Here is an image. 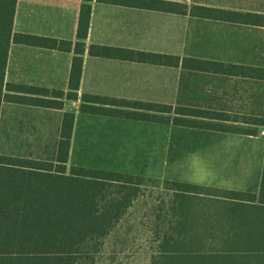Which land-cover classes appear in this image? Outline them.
Returning <instances> with one entry per match:
<instances>
[{"label":"trees","instance_id":"obj_1","mask_svg":"<svg viewBox=\"0 0 264 264\" xmlns=\"http://www.w3.org/2000/svg\"><path fill=\"white\" fill-rule=\"evenodd\" d=\"M77 38L86 36L92 0H82ZM106 5L146 9L264 27V15L240 13L166 0H95ZM16 0H0V107L3 102L61 108L38 89L5 82L11 42L69 50L68 42L13 33ZM69 87L77 89L83 44H74ZM89 54L149 65L223 73L264 81V69L90 46ZM67 99H75L69 93ZM80 111L183 128L250 135L255 129L223 123L221 112L180 106L80 96ZM264 126V118L250 120ZM73 114L64 113L52 162L0 154V264H90L102 239L129 205L138 183L131 175L75 168L66 174ZM170 228L158 240L150 264H264V154L257 193L173 182ZM116 186L120 200L106 199ZM111 194V193H110ZM113 195V194H112ZM205 201V204L202 202Z\"/></svg>","mask_w":264,"mask_h":264},{"label":"crops","instance_id":"obj_2","mask_svg":"<svg viewBox=\"0 0 264 264\" xmlns=\"http://www.w3.org/2000/svg\"><path fill=\"white\" fill-rule=\"evenodd\" d=\"M166 1L184 3L188 7L198 5L264 15V0ZM82 4V0H16L13 33L68 42L70 49L63 51L19 42L10 43L5 67V82L38 89L39 93L47 95L48 99L60 102L61 108L3 102L0 107L1 136L11 132L10 136H13L15 141L44 143L48 142L50 139L47 137L52 135L58 142L62 116L64 113H71L73 114L72 138L77 117L80 115L101 116L80 111L82 94L116 100H125L126 95L160 94L164 91L160 89L165 87L164 74L167 69L178 70L179 86H182L184 79L189 76L219 80L214 82L213 90L205 93L206 101L201 102V105L192 102L160 103L146 98L131 101L221 112L227 116L223 122L225 124L255 130L257 127H264L257 125L254 121L243 123L242 119H261L257 115L242 112L261 109L263 97L261 86L264 83L262 80L109 59L89 54L90 46H107L173 55L180 60L190 58L264 69L262 65L264 63V27L204 19L188 14L179 15L106 5L92 0L87 3L90 6V13L86 36L78 39L76 33ZM170 40L174 41V45L178 47L183 45V41L190 44L201 41L207 45L214 42L218 48L209 53L220 56L183 55L178 51H169L165 47ZM76 42L83 44V53L78 86L74 89L69 87V78ZM177 90L180 91L178 88ZM69 93L75 94L76 98L67 99L66 95ZM137 122L150 123L141 120ZM35 135L41 139H33ZM256 135L257 130L255 135L246 136L256 137Z\"/></svg>","mask_w":264,"mask_h":264},{"label":"rangeland","instance_id":"obj_3","mask_svg":"<svg viewBox=\"0 0 264 264\" xmlns=\"http://www.w3.org/2000/svg\"><path fill=\"white\" fill-rule=\"evenodd\" d=\"M217 48L214 42L207 45L201 41L193 44L183 41L178 47L172 40L165 47L183 55L219 57L209 53ZM178 76V70L167 69L162 93L126 95L125 100L146 98L160 103L201 105L206 101L205 93L213 90L214 82L219 80L189 76L179 86ZM261 90V109L242 113L264 118V83ZM256 130V137H248L128 119L77 117L66 174L75 168L97 169L131 175L132 181L138 183L122 216L98 249L89 254L90 264H150L158 240L172 223L173 182L257 193L264 154V127ZM7 135H0V154L53 161L57 141L52 135L44 143L15 141L11 132ZM32 138L41 139L38 135ZM117 191L116 186L108 188L106 199L120 200Z\"/></svg>","mask_w":264,"mask_h":264}]
</instances>
